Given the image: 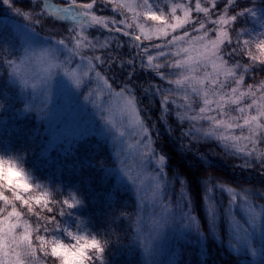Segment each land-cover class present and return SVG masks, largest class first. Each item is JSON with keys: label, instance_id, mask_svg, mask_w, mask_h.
<instances>
[{"label": "snow or ice", "instance_id": "obj_1", "mask_svg": "<svg viewBox=\"0 0 264 264\" xmlns=\"http://www.w3.org/2000/svg\"><path fill=\"white\" fill-rule=\"evenodd\" d=\"M2 2L14 8V0ZM30 2L34 5L32 12L14 8L15 13L32 25H42L46 20H51L53 25L61 23L70 27L66 29L67 35L61 38L44 37L46 41L54 42L52 46L39 47L31 44V34L39 33L34 27L25 24L20 29L30 53L25 56L24 65L35 61L43 68L42 75L29 72L22 73L21 78L41 79L54 69L67 78L78 93H82L83 99L87 101L85 105H90L107 130L114 133L112 142L117 155L125 147L135 148L139 171L135 177L126 170L124 173L134 185L140 181L137 193L141 204L151 192L153 204L161 209L160 220L155 222L153 229L154 240L165 224L173 220H180L201 236L205 235V231L216 235L223 215L238 240L242 239L241 233L246 238L250 229L260 226L264 218V204L257 205L253 201L256 194H259L260 200H264V185L259 189L234 187L213 175L201 180L205 189L203 200L208 219L207 226L204 225L196 214V201L188 178L181 175L169 178L165 171L167 156L154 147L152 129L142 116L147 108L140 107L137 95L138 90H141L148 97L149 105L154 103L153 97H158L160 119L165 123L168 115L174 112L181 125L180 137L186 140V143L181 144L185 153L191 152L207 162L209 157L200 152L197 146L214 141L222 145L226 155L242 161L239 167L255 169L264 175V79L256 80L252 75L257 67L260 72H264V43L259 45L260 55H253L252 38L241 39L248 31L236 33L233 40L224 28L225 25L235 24L238 18L246 14L254 15L252 8L234 11L238 0H224V7L219 13L216 10L220 0H63L62 4L50 0ZM193 13H202L203 19L194 17ZM213 15L218 18L212 19ZM205 21L221 26L215 39H207ZM93 28L101 34H89L88 30ZM259 36L264 37V33ZM225 42L230 51L222 47ZM242 49L249 53L247 57L250 63L242 64L232 59L229 66L230 60L225 57L245 56ZM76 57H79L80 62L74 64ZM8 65L17 73L15 61L9 60ZM209 66L211 71L207 70ZM145 72L154 79L158 78L159 82L140 84L139 80ZM245 76L252 77L253 83L245 84ZM93 81L95 87L91 86ZM114 115L119 116L118 122ZM169 131L173 130L169 128ZM125 137L134 138L135 143L126 144ZM142 176L148 178L146 185ZM174 180L180 185L178 197L175 201L165 203L168 200L164 196L165 185H172ZM217 190L228 196L227 207L222 213L214 196ZM16 201L19 204L8 201L7 197L0 199V204L4 205L0 207V232L14 236L17 228H23L17 242L19 245L28 242V247H31L32 225L22 218V214L26 217L31 213L35 217L33 222L47 228L58 220L55 214H48H69L62 207L57 209V204L72 209L69 199L58 201L48 190L35 196L17 195ZM238 202L247 216V224L241 223L235 216ZM9 203L10 210L7 207ZM18 205L23 208H18ZM257 207L260 208L259 213L256 212ZM40 209L46 210L47 214ZM139 233L138 227L137 237ZM40 251L48 255L46 242L42 241ZM252 254H256L254 249ZM32 255H37L34 249ZM17 264H23V261L18 258ZM37 264H40L38 257Z\"/></svg>", "mask_w": 264, "mask_h": 264}, {"label": "trees", "instance_id": "obj_2", "mask_svg": "<svg viewBox=\"0 0 264 264\" xmlns=\"http://www.w3.org/2000/svg\"><path fill=\"white\" fill-rule=\"evenodd\" d=\"M50 2L62 4L63 0H50ZM223 7L224 0H220L217 13ZM14 8L32 12L34 5L30 0H14ZM14 8H10L0 0V102L4 105L3 110H0V150L26 152V166L33 170L38 181L46 184L47 190L58 201L69 199L71 203L72 194L82 201L72 209L61 204L55 206L57 209L62 207L66 213H69L68 215L61 217L58 212L48 215L55 214L62 225L69 228H75L80 220L85 228L97 233L102 231L106 233L110 227H114L120 233L122 243H114L110 246L105 253L104 264H264V238L248 243L245 248L236 246L230 238L231 225L223 215L217 226L216 235L207 231L204 236L196 232H186L179 237L170 235L167 259L164 263H157L151 257L153 254L148 255L147 250L150 249L141 228L137 237V228L141 219L137 200L132 189L125 182H119L114 172L116 164L108 145L99 137L88 135L80 139L64 140L50 148L48 129L37 109L24 110L25 98L18 94V88L12 84L9 74L12 67L7 63L8 60L17 62L22 53L20 40L10 22L15 18ZM243 8H252L253 13L264 10V0H238L234 11ZM193 16L203 19L202 13H193ZM217 18V15L212 17V19ZM205 23L208 29L207 39H215L221 26L213 25L208 21ZM30 25L44 36L58 37L63 34L57 26L59 23L53 25L51 20H46L42 25ZM253 26L250 13L238 18L235 24L225 25L224 28L235 40L236 33ZM93 32L96 35L101 34L96 32L95 28L88 30L89 34ZM200 34L193 33V35ZM222 47L230 51L227 42ZM225 58L230 60L229 66L232 59L242 64L250 63L247 56ZM252 75L256 80L264 79V72H260L258 67ZM149 81L159 82L158 78L154 79L145 72L139 83L143 85ZM251 83H253L252 77L245 76V84ZM8 92L11 95H8ZM137 95L140 107L147 108V111L142 112V116L152 129L154 147L159 153L167 156L165 171L168 172L169 178H173L174 175L188 178L191 193L196 201V214L201 217L205 226L208 224V219L203 200L205 189L201 180L206 176L213 175L234 187L259 189L264 185V175L255 169L239 167L242 161L226 155L222 145L217 142L197 146L200 152L209 157L207 162L191 152L185 153L181 144L186 143V140L180 137L181 125L174 112L168 115L165 123L160 119L159 98L153 97L154 103L149 105L148 97L141 90H138ZM169 128L173 131L170 132ZM101 161L103 164L100 163ZM169 186L170 195L166 197L170 198V201H175L179 194V182L174 180ZM256 195L253 202L264 204V200L259 199V194ZM214 196L222 213L227 207L228 196L219 190ZM49 199L51 200V196ZM18 208L23 206L18 205ZM122 209L127 210L131 215L127 218L120 217L118 212ZM42 211L46 213V210ZM22 218L28 219L29 223L35 219L32 214L26 217L22 214ZM106 235L110 236L111 233ZM253 249L256 252L255 256L252 254ZM97 264H101V261L97 260Z\"/></svg>", "mask_w": 264, "mask_h": 264}, {"label": "rangeland", "instance_id": "obj_3", "mask_svg": "<svg viewBox=\"0 0 264 264\" xmlns=\"http://www.w3.org/2000/svg\"><path fill=\"white\" fill-rule=\"evenodd\" d=\"M14 16L15 18L10 20V22L12 23L14 30L20 40V45L22 48L20 57H22L24 55V49L28 47V43L22 38L20 29L25 24H29V26L31 27V23L22 16H18L17 14H15ZM252 19L254 22V26L246 29V31L248 32L244 34L243 39H255L259 36V34L264 33V10L257 11L254 13V15L252 14ZM57 26L63 32L62 36L57 37L55 35H52L51 37L61 38L67 35L66 29H68L70 25L59 23V25ZM31 36V44L33 47L52 46L54 44V42L46 41L44 38L50 36H44L36 32L32 33ZM69 47H71V45H69ZM62 55H64V53H62ZM65 55H67V53H65ZM79 62V57H76L74 60V64ZM15 65L17 66V72L25 74L29 72H33L39 75L43 74L42 66L35 61H33L30 65L25 66L24 64L19 63L18 60L17 62H15ZM207 70L211 71V66H209ZM11 72H13V69H11ZM28 78L31 81L36 80L31 77ZM10 80L12 84H14L15 87L18 88V94L21 95L22 98H25V105H28L29 110L36 108L37 113L39 114V116H41L43 114L41 111L44 104L43 97L38 93L34 94L31 89L22 90L17 80L11 76ZM91 86H96L95 81L92 82ZM8 95H11V93L8 92ZM82 98V94L78 93L73 87H71L66 78H64L62 75L57 77V80L55 82L54 101L51 105L50 113L43 119L46 123V127L48 129L47 132L51 141L50 148L55 147L56 144L63 142L64 140L80 139L88 135H95L102 139L108 145L110 154L116 164L114 172L119 182H125L126 185H128L132 189L137 200L139 213L141 215L139 228L144 231L143 237L150 249V251L147 250V253L150 256L153 254V256L151 257L154 258V261H156L157 263H164L167 259V249L169 241L168 237L173 234L176 237H179L182 236L183 233L194 231L191 228L186 227L180 220H173L171 223L165 224L160 235L155 240L153 239V229L155 227V222L160 220L161 209L153 204L151 199V192H149L148 195L145 196L144 202L143 204H141L139 195L137 193V186L139 185L140 181L138 180L137 185H134L120 171V169H122L123 171L126 170L134 177L137 175L139 171V165L137 162V154L135 148L125 147L124 151L120 155H117L116 147L112 142L114 133H110L107 130L104 122L94 114V110L90 105L86 106L85 103H83ZM106 98L107 97H105V99ZM114 119H116L118 122L119 116L114 115ZM124 139L126 141V144L135 143L134 138L125 137ZM149 170L151 171V167ZM141 179L144 181L145 185L148 183V178L146 176H142ZM169 190L170 186L166 184L164 189L165 197H169ZM169 201L170 198H168V200H165V203H168ZM256 212H260L259 207L256 208ZM235 216L241 223H248L247 216L239 207V202L238 206L235 208ZM249 231L250 234L248 237L244 238L243 233H241L242 239L238 240L236 235L233 234L231 227V241L236 246L245 248L248 243H252L256 239L261 240L262 238H264V218H262L260 226H258L257 228H253L252 230L250 229Z\"/></svg>", "mask_w": 264, "mask_h": 264}, {"label": "clouds", "instance_id": "obj_4", "mask_svg": "<svg viewBox=\"0 0 264 264\" xmlns=\"http://www.w3.org/2000/svg\"><path fill=\"white\" fill-rule=\"evenodd\" d=\"M262 43H264V37L258 36L252 39L253 55H260L259 45ZM33 51H39V49H33ZM241 51L244 52L245 56L249 55L245 49ZM27 54H30L28 47L24 49V55L19 58V63L24 64L26 62L25 56ZM7 63H9V60ZM9 74L17 80L22 90L31 89L34 94L38 93L43 97L44 104L41 110L43 114L40 118L44 119L50 113L51 105L54 101L55 82L57 77L62 74H58L53 69L51 73L34 81H31L27 76L22 79L23 74L19 72H9ZM25 80H27V83H25ZM67 82L73 87L70 81ZM82 101L85 104L87 103L83 98ZM3 106V103L0 102V110H3ZM24 110L29 111L28 105H25ZM26 156V152H5L0 150V199L7 197L8 201L19 204L16 201L17 195L35 196L47 190L46 184L38 181L33 170L26 166ZM100 163L103 164V161ZM120 171L126 176L122 169ZM128 180L132 182L129 178ZM37 185L40 187H37ZM71 196V208L82 203L75 194ZM3 206L0 204V207ZM7 207L10 210L11 203ZM42 210L40 209L41 212ZM118 215L127 218L131 213L122 209L119 210ZM60 216L63 217L65 215L61 214ZM37 218L39 219V214ZM30 224L32 225L31 247L27 246L28 242H25L24 245H19L17 242L20 234L24 231L23 228L16 229L15 239L13 234L0 232V264H17L18 258L23 261V264H37V257L40 260V264H97V260L104 264L105 253L110 246L114 243H122L120 242V233L114 227H110L107 230L106 233H111L109 236L103 231L97 233L85 228L81 220L75 228L65 227L59 220L53 226L47 228H44L41 223L32 222ZM42 241L46 242L47 256L44 251H40ZM33 249L36 251V257L32 255Z\"/></svg>", "mask_w": 264, "mask_h": 264}]
</instances>
